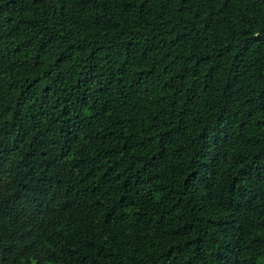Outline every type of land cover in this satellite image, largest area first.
Here are the masks:
<instances>
[{
  "label": "trees",
  "instance_id": "1",
  "mask_svg": "<svg viewBox=\"0 0 264 264\" xmlns=\"http://www.w3.org/2000/svg\"><path fill=\"white\" fill-rule=\"evenodd\" d=\"M0 264H264V0H0Z\"/></svg>",
  "mask_w": 264,
  "mask_h": 264
}]
</instances>
